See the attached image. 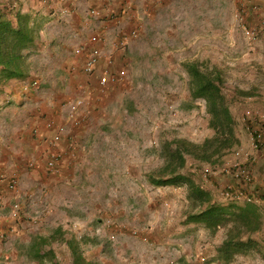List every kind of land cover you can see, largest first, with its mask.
<instances>
[{
  "label": "rangeland",
  "instance_id": "obj_1",
  "mask_svg": "<svg viewBox=\"0 0 264 264\" xmlns=\"http://www.w3.org/2000/svg\"><path fill=\"white\" fill-rule=\"evenodd\" d=\"M237 6V0H79L72 15L53 16L41 0H0L10 19L20 10L41 26L36 48L25 52L29 76L0 87V167L17 176L13 188L6 180L0 185L12 194L9 199L8 192L0 193L1 216L9 218L0 228V264H38L27 254L34 236L50 238L42 248L53 250L56 264H74L71 240L97 264H148L146 255L161 250L165 255L154 264H221L217 246L225 230L211 234L186 221L198 208L185 185L154 178L162 175L165 141L199 144L213 135L205 101L191 97L183 65L210 61L226 79L223 96L239 142L210 162L186 156L180 172L220 202L240 166L252 176L251 195L264 198V9L261 21ZM133 28L137 36L125 49L113 45L120 32ZM246 30L258 36L252 39ZM92 35L114 66L126 71L120 82L98 85L103 59L93 75L84 73V53L75 55L74 49L87 46ZM77 75L85 79L76 81ZM19 87L26 93L13 97ZM247 91L253 93L249 99L242 94ZM76 97L84 104L72 120L62 105ZM61 124L71 148L58 171H48L44 136ZM254 131L262 133L256 148ZM8 199L9 210H3ZM253 238L260 245L228 264H264V214Z\"/></svg>",
  "mask_w": 264,
  "mask_h": 264
},
{
  "label": "trees",
  "instance_id": "obj_2",
  "mask_svg": "<svg viewBox=\"0 0 264 264\" xmlns=\"http://www.w3.org/2000/svg\"><path fill=\"white\" fill-rule=\"evenodd\" d=\"M14 17L15 20L10 19L0 9V87L9 82L22 81L29 76L30 63L25 52L35 49L40 38L39 21L20 10L15 12ZM183 65L188 74L191 97L205 101L209 115L208 125L213 130V135L199 144L182 138L165 141L160 153L163 163L159 172L162 175L154 178V181L179 182L185 185L193 207L198 208L195 212L186 214V221L201 224L211 234L220 228L225 230L224 237L217 246L216 258L219 263L228 264L237 255L247 253L260 245L258 240L253 238V233L259 231L263 225L264 207L250 202H216L210 191L203 189L192 176L180 172L186 163V156L210 162L213 158L225 155L239 142L234 119L223 96L222 86L226 79L222 69L210 61L193 60ZM242 94L247 96V99L253 96L250 91ZM258 197L262 198L260 195ZM49 241L48 236H34L29 243L27 254L36 259L38 264H56L53 250L42 248ZM68 244L74 264H97L79 254V243L71 240ZM261 245L264 248V238Z\"/></svg>",
  "mask_w": 264,
  "mask_h": 264
},
{
  "label": "built area",
  "instance_id": "obj_3",
  "mask_svg": "<svg viewBox=\"0 0 264 264\" xmlns=\"http://www.w3.org/2000/svg\"><path fill=\"white\" fill-rule=\"evenodd\" d=\"M128 0H117L119 4L126 2ZM156 1V0H154ZM159 1V0H157ZM238 6L237 9H242L241 11L244 14H247V0H237ZM63 0H41V4L50 12L53 16H59L60 14H67L68 9L67 7L62 6ZM59 6V7H58ZM115 2L110 5V9H108V12H112L115 9ZM149 5L145 3L143 6L144 11H147L149 8ZM122 5L120 7V10L122 11ZM136 29V28H135ZM249 37L256 38L258 36V33H254L253 30H246L245 31ZM122 34L119 35L118 41H115L114 44L118 48H125L128 41L137 36V30L130 29L128 32H120ZM99 37V36H98ZM96 35H92L90 37V42H88L86 45H79L74 49L75 55H80L84 53V59L82 62V69L85 74L87 75H93L96 71V69L99 67V63L101 59H103L102 67L100 69V73L97 76V83L99 86L104 87L109 84H113L116 82H120L123 80V78L126 75V71L123 68H117L114 66L112 57L110 55L105 54L106 52H103L101 50L100 40ZM90 43V44H89ZM89 45V46H88ZM99 45V46H96ZM87 47V48H86ZM26 89L29 87L25 86ZM25 87L20 88V90H17L18 94H21L22 92H25ZM83 88V85H79V89ZM84 104V101L80 97H76L70 101H65L62 105V107H65V112L68 117H71L72 120H74V114H77V111L80 107ZM68 110V111H66ZM62 111V110H61ZM68 119V118H67ZM78 123L79 121L76 120L75 123ZM46 128H48V131L52 130L54 121L52 119L47 120ZM64 124H61L52 131V133L47 134L44 136V144L46 145V154L48 155V158L46 160V168L48 171H58L59 163L63 157V152L68 151L71 148V141H65L63 142V138L66 135ZM38 130H35V134L37 136ZM261 137L262 133L261 131H254V134L251 137V144L254 148L258 147L261 144ZM70 138V137H69ZM61 144V147H58V144ZM232 175L234 179L230 181V183H227L226 186L223 188L222 192H220V195L218 196V200L220 202H227V201H240V202H250L255 203L261 207H264V198H260L258 196L251 195L250 189L253 188V180L252 176L249 173L248 169H245L240 166H235V170H232ZM6 182V187L13 188L15 186L17 176L15 173L11 174H5L0 167V185ZM264 183V182H263ZM1 202V197H0ZM120 232V230L118 231Z\"/></svg>",
  "mask_w": 264,
  "mask_h": 264
},
{
  "label": "crops",
  "instance_id": "obj_4",
  "mask_svg": "<svg viewBox=\"0 0 264 264\" xmlns=\"http://www.w3.org/2000/svg\"><path fill=\"white\" fill-rule=\"evenodd\" d=\"M90 1H92V0H90ZM78 4H79V0H65L64 3H62V6L64 5V7L69 8L68 9V13H67V15L69 16V14L72 15L71 11L73 9H75L78 6ZM246 5H247V12H248L247 14H250V16H252V17H255L257 15V17L259 18V20H261L260 18H262V14H260V11L262 9H264V0H247ZM83 79H85V76L84 75L83 76L82 75L81 76L80 75L79 76L77 75L75 77V80L76 81H82ZM17 95L20 98V95L18 93H15V91H14L13 92V97H17ZM2 170H3L4 173L6 172L4 169H2ZM1 191L2 192L4 191L5 194H7V192H8V191H5L4 188H1L0 187V193H1ZM8 193H9V195L7 194V196H9L8 198L10 199L12 197V194L10 192H8ZM9 199L6 200L5 206L2 207L3 210L5 208L8 209V205L11 203V201H9ZM0 217H1L0 218V228L6 229V223L5 222H8L9 221V218H6L5 214L3 216H1V212H0ZM161 237L166 238L165 231H163V233L161 234ZM161 249H163V248H161ZM162 251L163 250L159 251L158 252L159 254L146 255V258L149 259L148 264L157 263L158 260L161 261L162 255L163 256L165 255V254H162Z\"/></svg>",
  "mask_w": 264,
  "mask_h": 264
},
{
  "label": "clouds",
  "instance_id": "obj_5",
  "mask_svg": "<svg viewBox=\"0 0 264 264\" xmlns=\"http://www.w3.org/2000/svg\"><path fill=\"white\" fill-rule=\"evenodd\" d=\"M128 31H129V30H128ZM115 41H116V40H115ZM129 41H130V40H129ZM129 41H128V43H129ZM128 43H127V44H128ZM127 44H126V46H127ZM113 45H114V43H113ZM126 46H125V47H126ZM121 49H125V48H121ZM27 85H28V84H27ZM29 88H30V84H29ZM19 89H20V87H19L17 90H19ZM16 92H17V91H15V93H16ZM25 93H26V91H25V92H22L21 94L24 95ZM21 94H19V95H21Z\"/></svg>",
  "mask_w": 264,
  "mask_h": 264
}]
</instances>
